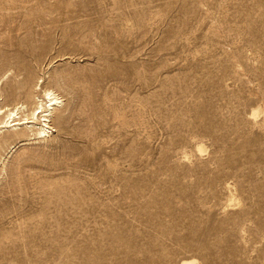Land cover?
Returning a JSON list of instances; mask_svg holds the SVG:
<instances>
[{
  "label": "rangeland",
  "instance_id": "rangeland-1",
  "mask_svg": "<svg viewBox=\"0 0 264 264\" xmlns=\"http://www.w3.org/2000/svg\"><path fill=\"white\" fill-rule=\"evenodd\" d=\"M29 86L62 102L0 134V264H264V0H0Z\"/></svg>",
  "mask_w": 264,
  "mask_h": 264
},
{
  "label": "bare ground",
  "instance_id": "bare-ground-1",
  "mask_svg": "<svg viewBox=\"0 0 264 264\" xmlns=\"http://www.w3.org/2000/svg\"><path fill=\"white\" fill-rule=\"evenodd\" d=\"M14 87L23 88L27 85L26 81H19ZM34 87L29 86L27 96L32 99L33 106L27 107L24 102H15L8 106L0 95V134L7 132L15 136H26L28 139H40L47 137L50 133V116L57 105L62 101L58 94L51 88L42 90L43 99L36 98ZM204 146L198 147L203 151ZM196 259L182 260L180 264H195Z\"/></svg>",
  "mask_w": 264,
  "mask_h": 264
}]
</instances>
